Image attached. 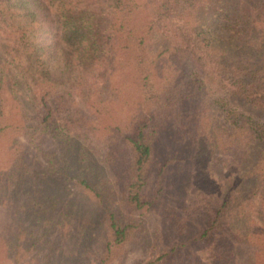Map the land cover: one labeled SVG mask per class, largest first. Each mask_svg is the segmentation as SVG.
<instances>
[{
  "label": "trees",
  "instance_id": "16d2710c",
  "mask_svg": "<svg viewBox=\"0 0 264 264\" xmlns=\"http://www.w3.org/2000/svg\"><path fill=\"white\" fill-rule=\"evenodd\" d=\"M100 3L0 0V134L12 128L28 142L50 137L55 149L44 153L40 174L95 197L101 192L82 162L100 145L99 161L113 168L118 193L116 210L105 218L108 255L132 238L153 200L144 188L157 135L175 131L186 150L180 160L224 170L226 184L203 224L180 244L183 257L171 255L172 246L157 264L190 259L194 247L208 251L209 264H231L237 245L255 243L244 217L251 212L264 221V45L251 37L254 26L230 28L227 40L221 26H208L214 0ZM249 9L264 33V0ZM241 31L247 38L239 39ZM178 59L190 68L182 70ZM126 96L128 106L115 111L112 105ZM7 100L18 122L3 115ZM8 172L0 188L10 186Z\"/></svg>",
  "mask_w": 264,
  "mask_h": 264
},
{
  "label": "rangeland",
  "instance_id": "374dc122",
  "mask_svg": "<svg viewBox=\"0 0 264 264\" xmlns=\"http://www.w3.org/2000/svg\"><path fill=\"white\" fill-rule=\"evenodd\" d=\"M102 2L105 8L109 0ZM252 3L253 0H214L215 7L206 14L207 24L212 28L221 26L218 31L224 40L232 34L230 28L244 31L254 26L251 37L264 45L260 27L263 23L250 11ZM239 36L245 39L247 33L241 31ZM177 63L182 70L190 68L186 60L178 59ZM75 73H62V78L67 80L66 75ZM110 79L116 82V72ZM115 97L116 101L120 99ZM128 97L112 105L114 110L128 106ZM232 105L240 110L239 105ZM3 115H9L7 122H18L10 100L3 107ZM13 143L17 145L16 152ZM180 144L175 131L163 130L157 135L144 188L146 196L153 200L137 219L132 238L107 255L105 218L108 211L116 210L118 193L112 181L113 168L107 169L99 161L100 145L89 151L82 162L89 179L97 182L101 192L95 197L72 181L60 183L40 174L44 153L55 149L50 137L28 142L19 131L7 128L0 134V183L8 170L13 177L9 187L0 188V264H157V257L172 246L176 249L171 255L181 259L186 249L180 244L203 224L207 211L219 197L217 192L224 190L226 178L224 170L209 171L204 161H181L186 150ZM168 156L174 160L164 166ZM24 170L30 178H23ZM250 206L257 208L256 201ZM244 218L251 221L255 243L237 245L231 264H264V221L251 212ZM190 251L193 257H184V262L178 260V264H209L207 250L194 247Z\"/></svg>",
  "mask_w": 264,
  "mask_h": 264
}]
</instances>
